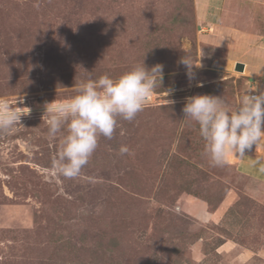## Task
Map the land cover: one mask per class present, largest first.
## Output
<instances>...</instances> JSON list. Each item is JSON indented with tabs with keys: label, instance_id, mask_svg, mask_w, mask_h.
<instances>
[{
	"label": "rangeland",
	"instance_id": "obj_1",
	"mask_svg": "<svg viewBox=\"0 0 264 264\" xmlns=\"http://www.w3.org/2000/svg\"><path fill=\"white\" fill-rule=\"evenodd\" d=\"M202 1L0 0V99L31 110L0 132V264H264V199L229 159L211 166L183 120L187 97L235 106L264 90V36L224 34ZM251 1H238L243 32L257 30ZM183 57L199 64L191 79ZM142 63L163 65L143 111L99 137L80 176L58 175L44 105L86 71L115 79Z\"/></svg>",
	"mask_w": 264,
	"mask_h": 264
},
{
	"label": "clouds",
	"instance_id": "obj_2",
	"mask_svg": "<svg viewBox=\"0 0 264 264\" xmlns=\"http://www.w3.org/2000/svg\"><path fill=\"white\" fill-rule=\"evenodd\" d=\"M181 63L188 68L191 79L193 65L199 64L187 57ZM86 72L83 79H75V95L44 105L47 135L51 139L60 137L52 168L67 179L80 176L98 147L99 137L112 139L118 119L134 120L163 82L162 64L150 69L144 63L137 64L115 79L108 74L93 78L91 72ZM256 91V86L246 88L235 106L214 95L186 98L183 120L199 126L205 141L204 155L211 166H223L232 155L243 157L253 145L264 143V91L251 94ZM25 108L0 99V132L21 124L22 116L31 111ZM128 152L127 146H120L121 155ZM260 170L264 171V166Z\"/></svg>",
	"mask_w": 264,
	"mask_h": 264
},
{
	"label": "crops",
	"instance_id": "obj_3",
	"mask_svg": "<svg viewBox=\"0 0 264 264\" xmlns=\"http://www.w3.org/2000/svg\"><path fill=\"white\" fill-rule=\"evenodd\" d=\"M204 1V2H203ZM202 3L205 7H210L215 9V6L217 4V15H215L216 23L213 22V24L218 26L224 34H227L230 36V34H235L234 32L240 31L243 33L242 35H248L250 36H264V32L261 31L262 24L259 23V20L257 18H260L261 20L264 19V0H252L251 3L255 5L254 11H256V16H258L256 19H253V25L257 26V30L254 29L251 31H242L239 29L237 25H235V17L237 14L242 12V8L239 7V0H203ZM228 4V5H227ZM226 12V13H225ZM217 18V19H216ZM258 21V22H256ZM261 49V48H260ZM236 59H229L230 61H235ZM236 62V61H235ZM244 67L246 66V70L248 71L249 75H255L251 74L249 72V66L247 63H243ZM256 75H263V74H256ZM255 75V76H256ZM262 144V149L260 151V148L257 146L254 148L253 153H246L243 157L232 155L231 158H229V162L236 167L237 171L240 172V174H245L246 178L249 180V184L245 186L246 190L248 191V194H250L253 197H260L261 199H264V171H261L260 168L264 166V143ZM256 155V156H254ZM259 161V163H257Z\"/></svg>",
	"mask_w": 264,
	"mask_h": 264
},
{
	"label": "water",
	"instance_id": "obj_4",
	"mask_svg": "<svg viewBox=\"0 0 264 264\" xmlns=\"http://www.w3.org/2000/svg\"><path fill=\"white\" fill-rule=\"evenodd\" d=\"M242 63H236V65H235V70H238V71H242Z\"/></svg>",
	"mask_w": 264,
	"mask_h": 264
},
{
	"label": "built area",
	"instance_id": "obj_5",
	"mask_svg": "<svg viewBox=\"0 0 264 264\" xmlns=\"http://www.w3.org/2000/svg\"><path fill=\"white\" fill-rule=\"evenodd\" d=\"M255 86H252V87H250V88H254ZM256 89H257V91L255 92V93H251V94H258L259 93V91H264V90H262L261 88H259V87H256Z\"/></svg>",
	"mask_w": 264,
	"mask_h": 264
}]
</instances>
